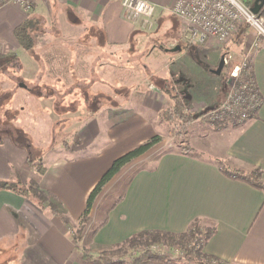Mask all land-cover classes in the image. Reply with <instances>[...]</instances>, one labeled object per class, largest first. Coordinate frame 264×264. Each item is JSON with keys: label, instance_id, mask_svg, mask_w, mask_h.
<instances>
[{"label": "crops", "instance_id": "crops-1", "mask_svg": "<svg viewBox=\"0 0 264 264\" xmlns=\"http://www.w3.org/2000/svg\"><path fill=\"white\" fill-rule=\"evenodd\" d=\"M32 18L41 21L42 30L34 48L25 51L15 30ZM133 32L121 0H38L31 13L15 5L0 8V54L17 56L0 73L4 92L0 93V181L35 180L57 206V210L42 207L26 196L0 189L4 264H85L64 219L76 226L88 196L113 161L159 135L162 112L173 105L162 90L113 94L116 104L111 101L103 107L104 101L93 94L86 99L92 100L93 108L78 110L80 115L74 119L79 125L72 139L80 144L49 150L42 157L44 174L29 167L32 144L25 138L33 122L19 105L20 98L28 95L40 104L52 99L34 94L29 85H54L55 76L63 77L52 72L57 65L78 70L80 78L89 70L87 79L92 78L99 50L113 58L117 48H126ZM98 35L103 38L101 48ZM69 52L73 56L65 61ZM56 53L57 60L52 56ZM107 64L114 68V62ZM251 72L263 100L256 115L240 125L188 133L189 147L164 152L152 167L138 170L105 217L93 223L90 213L82 241L89 254L98 255L144 231L183 233L200 221L215 230L202 247L204 254L227 264H264V191L230 175L259 173L264 181V42L252 56ZM20 114L27 117L24 125Z\"/></svg>", "mask_w": 264, "mask_h": 264}, {"label": "rangeland", "instance_id": "rangeland-1", "mask_svg": "<svg viewBox=\"0 0 264 264\" xmlns=\"http://www.w3.org/2000/svg\"><path fill=\"white\" fill-rule=\"evenodd\" d=\"M156 1L160 4L165 3V0ZM158 13H162L160 18ZM125 19L128 20L126 17ZM154 19L156 24L151 30L141 27L139 23L128 20L134 27L129 44L126 48H117L113 58H111L113 54L103 52L100 49V52L96 55L98 58L96 73L93 72L90 79H87L90 74L89 70H84V76L80 78L78 70L75 69L71 71L62 70L61 66L58 65L55 68L56 70L52 69L55 75H63L62 78L55 76L52 81L54 89L59 91L57 95L64 97L63 101L58 105L59 110L55 109L56 98L46 99L44 104H40L31 96L25 95L27 99L21 97L19 101V105L27 110L26 116L29 115L27 117L33 122L28 124L27 129L30 132L25 139L32 144L29 167L36 173H38V168L43 166V155L46 156L49 150L60 145L63 148H69V145L74 142L80 144L77 139H72V134L79 125L74 119L80 115L78 110H86V106L93 108L92 100L86 101L93 94L98 95V99L104 101V104L101 102L103 107L110 106L112 104L111 101L114 102L117 96L113 99V94L128 95L131 91L145 92L147 89H152L153 93H158L162 87L167 85L175 87L182 97H188L191 100L190 106L186 110L187 113L192 115L204 113L199 119L191 122L184 132H179V134H175L171 130V126L164 121L161 125L157 124L162 142L147 152L146 155L135 159L125 166L101 191L95 200L93 211H90L94 219L93 223L96 221L95 219L100 221V219L105 217L110 205L120 198L126 184L138 170L152 167L156 159L164 152L178 150V148L182 150L189 147L185 143L188 133L208 131L209 126L218 129L223 126L243 123L237 117L234 119L228 116L222 118L221 116H215L213 110L226 100L227 93L231 88L230 80L233 79V70L241 64L243 53L254 39V33L248 30L242 45H237L234 42V39H238L237 35H234L224 44L211 43L204 46H191L181 39V22L170 11L158 9ZM40 29L42 30V27ZM102 39L101 35H98L97 40L100 48L103 45ZM89 55L88 53L87 56ZM52 56L56 60L59 59V53ZM60 56L62 58L63 55L61 54ZM70 56H73V53L69 52L64 60L68 61ZM222 56H225L223 71L220 75L214 74L212 71L218 68ZM107 62H114V68L108 65ZM1 78L5 80L4 77L1 76ZM90 81H98V84L91 86ZM122 84L126 86H121ZM55 90L53 91L50 88V93L54 92L56 94ZM0 93L4 92H1L0 89ZM114 103L116 104V102ZM22 108L20 109L23 110ZM26 116L20 114V122L22 124L27 119ZM154 118L156 119L155 116ZM24 136L27 135L24 134ZM19 181L23 184H28L31 180L23 182L19 179ZM89 216L85 224L81 219L73 227L68 223L67 227L70 229V235L73 239L80 229H82L83 234L85 233V227L91 219ZM198 227L203 232L208 229L200 221L198 222ZM148 240L149 236H145L142 238V245H138L139 247L121 245L106 251L113 254L112 258L114 261L124 257L127 261L126 264H146L140 260L142 258H139L142 250L165 254L172 258L182 257L185 260H197V247H194L193 244L188 247L169 246L164 242L152 241L151 237L150 241ZM202 240V236L198 234L196 243L202 245ZM3 248L5 247H1V249ZM3 262V258L0 257V264H4ZM85 264L95 263L88 262ZM212 264L216 263L212 262Z\"/></svg>", "mask_w": 264, "mask_h": 264}, {"label": "trees", "instance_id": "trees-1", "mask_svg": "<svg viewBox=\"0 0 264 264\" xmlns=\"http://www.w3.org/2000/svg\"><path fill=\"white\" fill-rule=\"evenodd\" d=\"M257 0H247L250 8H253L256 4ZM260 15L264 17V5L262 6ZM41 21L37 19H28L26 22L21 24L15 30V36L18 40L20 46L25 51H31L35 46L36 35L40 30ZM248 27L246 25H241L237 32V38L234 39V42L237 45L244 44V39L248 34ZM227 54V53H226ZM16 55L11 54H0V63L2 66L0 67V73L6 72V66H8L13 60H16ZM31 92L41 97L48 96L52 98H56V106L55 109L59 110L58 105L63 101V98L57 93L59 91L54 89V86H40V85H29ZM50 88L54 91L51 94ZM162 92L166 93L173 101V106L169 109H166L162 113V120L171 126V130L175 134H179V132H184L186 127L193 122L194 120L199 119L203 116L204 113H200L197 115H192L186 112L188 107L190 106V99L188 97H182L181 93L176 91L175 87L164 86L161 88ZM62 98V99H61ZM58 103V104H57ZM66 109V108H65ZM61 113V111H59ZM64 113V111H63ZM179 129V130H178ZM80 140H78V143ZM162 142V138L159 135H155L150 139L146 140L138 147L128 151L122 156L118 157L113 161L111 166L105 171L102 175L100 181L97 183L95 188L92 190L90 195L88 196L86 209L81 217L82 222L85 224L88 221V216L90 211L97 199L98 195L101 193L103 188L108 184L125 166L130 164L135 159L147 153L153 147ZM45 169L43 166L38 168L39 174H44ZM232 176H236L241 179H245L253 182V184L259 189L264 191V181H260L259 173H254L249 176L242 175L239 172L230 173ZM0 189H6L14 191L20 195L26 196L32 200H34L38 205L42 207H49L50 209L57 210L56 204L52 201V195L43 191L39 184L35 180H31L28 184H23L19 179L17 181H0ZM65 223L68 225V221L66 219ZM198 222L195 221L191 224L189 229L183 233H170V232H161V231H144L138 234L133 235L123 243L117 245H129L130 247H139L138 245H142V238L145 236H149L152 241L164 242L169 246H185L188 247L193 244L194 247H197L196 258L197 260L188 259L185 260L182 257L172 258L168 257L165 254L152 252L149 250H142L139 258H142V262L149 264H212L215 262L216 264H223L224 262L217 257L206 255L202 252V247L204 243L214 234L215 230L212 228H208L206 231H201L198 227ZM200 234L202 236V245L200 243H196V236ZM76 242V248L81 253L82 260L85 263L93 262L95 264H126L127 261L124 257H120L117 261L113 260V254L109 253V251H103L98 255L89 254L85 247L82 244L83 241V232L82 229L79 230V233L74 236ZM195 240V242H194Z\"/></svg>", "mask_w": 264, "mask_h": 264}, {"label": "built area", "instance_id": "built-area-1", "mask_svg": "<svg viewBox=\"0 0 264 264\" xmlns=\"http://www.w3.org/2000/svg\"><path fill=\"white\" fill-rule=\"evenodd\" d=\"M38 0H0V8L20 7L31 13ZM128 20L147 30L155 27L158 9H166L181 22V39L191 46L224 44L237 34L241 25L254 33V39L243 53V60L233 70L226 100L213 110L215 116L236 117L243 123L256 115L263 100L251 72V59L263 46L264 17L253 12L247 0H121ZM216 120V119H215Z\"/></svg>", "mask_w": 264, "mask_h": 264}, {"label": "water", "instance_id": "water-1", "mask_svg": "<svg viewBox=\"0 0 264 264\" xmlns=\"http://www.w3.org/2000/svg\"><path fill=\"white\" fill-rule=\"evenodd\" d=\"M263 5H264V0H257L255 6L252 9L253 12L259 14ZM224 65H225V56H222L218 68L216 70H213L212 72L214 74L220 75L223 71Z\"/></svg>", "mask_w": 264, "mask_h": 264}]
</instances>
